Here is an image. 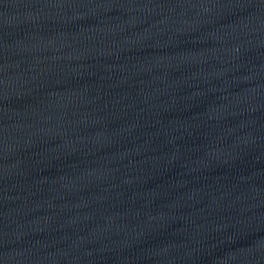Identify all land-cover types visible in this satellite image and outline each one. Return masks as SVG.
Here are the masks:
<instances>
[{
	"label": "water",
	"instance_id": "1",
	"mask_svg": "<svg viewBox=\"0 0 264 264\" xmlns=\"http://www.w3.org/2000/svg\"><path fill=\"white\" fill-rule=\"evenodd\" d=\"M0 264H264V0H0Z\"/></svg>",
	"mask_w": 264,
	"mask_h": 264
}]
</instances>
